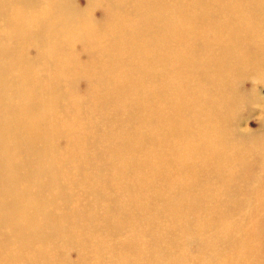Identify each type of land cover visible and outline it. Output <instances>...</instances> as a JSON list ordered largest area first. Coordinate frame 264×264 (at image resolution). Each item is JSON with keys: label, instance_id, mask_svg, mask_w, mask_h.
Here are the masks:
<instances>
[{"label": "bare ground", "instance_id": "6f19581e", "mask_svg": "<svg viewBox=\"0 0 264 264\" xmlns=\"http://www.w3.org/2000/svg\"><path fill=\"white\" fill-rule=\"evenodd\" d=\"M0 264H264V0H0Z\"/></svg>", "mask_w": 264, "mask_h": 264}, {"label": "rangeland", "instance_id": "374dc122", "mask_svg": "<svg viewBox=\"0 0 264 264\" xmlns=\"http://www.w3.org/2000/svg\"><path fill=\"white\" fill-rule=\"evenodd\" d=\"M99 12V10H94V15L97 17L98 16V13ZM60 146H62V143H60Z\"/></svg>", "mask_w": 264, "mask_h": 264}]
</instances>
